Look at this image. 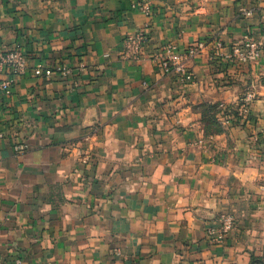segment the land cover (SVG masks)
<instances>
[{
  "label": "crops",
  "instance_id": "0c3cea01",
  "mask_svg": "<svg viewBox=\"0 0 264 264\" xmlns=\"http://www.w3.org/2000/svg\"><path fill=\"white\" fill-rule=\"evenodd\" d=\"M140 2L0 0V52L28 59L24 76L0 66L12 81L0 89L1 264L252 263L242 220L222 244L206 229L221 212L245 216L254 196L264 46L249 65L213 55L217 42L225 56L246 37L264 43V0ZM140 31L143 57L125 59ZM171 42L203 46L193 82L155 67ZM60 66L72 73H43ZM232 108L250 114L246 128Z\"/></svg>",
  "mask_w": 264,
  "mask_h": 264
},
{
  "label": "built area",
  "instance_id": "2783aa9c",
  "mask_svg": "<svg viewBox=\"0 0 264 264\" xmlns=\"http://www.w3.org/2000/svg\"><path fill=\"white\" fill-rule=\"evenodd\" d=\"M151 0H141L140 7L146 13L150 12ZM247 14L250 15L249 12ZM147 35L145 32L140 31L135 35H131L125 40V50L123 57L128 60L138 61L144 55V44L146 43ZM203 46H192L181 52L175 43H167L160 46L153 54L152 61L155 67L164 74L175 75L178 80L183 84H188L194 81V73L190 70L188 61L194 58L202 50ZM216 52L213 55L214 59L220 57L228 58L231 61H236L244 65H249L256 62L262 54L263 42L255 40L252 37H246L243 42L235 46L233 50L224 55L223 44L217 42ZM0 66L7 68L8 71L14 75L24 76L28 71V59L24 50L15 46L11 49L0 52ZM41 70L35 71L37 75L41 74ZM43 73L51 77L54 74L61 76H68L72 70L68 66H60L54 69H46ZM0 89L10 95L12 92V81L7 80L0 84ZM255 98L253 92H249L245 98V105H249ZM247 112V111H246ZM26 144H18L15 147L17 153H22L27 149ZM236 227V219L232 213L221 212L214 224H211L206 229V238L212 243L222 244L230 236ZM1 264V263H0ZM9 264H22L20 258H16Z\"/></svg>",
  "mask_w": 264,
  "mask_h": 264
},
{
  "label": "rangeland",
  "instance_id": "374dc122",
  "mask_svg": "<svg viewBox=\"0 0 264 264\" xmlns=\"http://www.w3.org/2000/svg\"><path fill=\"white\" fill-rule=\"evenodd\" d=\"M231 113L229 114L231 116L230 121H233L234 125L246 128V122H248L250 114H235L236 109L233 110V108L231 109ZM262 121L263 123L259 121L260 126L256 125L260 129L264 126V119ZM255 131L252 133V142L254 143V148L257 149L256 158H249L252 162H255L254 166L257 169L254 196L248 201L247 206L245 205V216L239 217V214L235 211L227 212L235 216L236 227L238 221L242 220L246 228L249 229V237L253 248L251 264H264V131Z\"/></svg>",
  "mask_w": 264,
  "mask_h": 264
},
{
  "label": "trees",
  "instance_id": "16d2710c",
  "mask_svg": "<svg viewBox=\"0 0 264 264\" xmlns=\"http://www.w3.org/2000/svg\"><path fill=\"white\" fill-rule=\"evenodd\" d=\"M208 112L211 113L212 111L208 110ZM209 115H211L210 121H211V125H213V128H217V131L221 132L222 129H220V125L217 123L216 119L214 118L215 114H209Z\"/></svg>",
  "mask_w": 264,
  "mask_h": 264
}]
</instances>
